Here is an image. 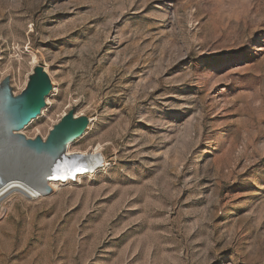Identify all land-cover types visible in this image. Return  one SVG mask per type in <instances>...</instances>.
<instances>
[{"label": "rangeland", "instance_id": "374dc122", "mask_svg": "<svg viewBox=\"0 0 264 264\" xmlns=\"http://www.w3.org/2000/svg\"><path fill=\"white\" fill-rule=\"evenodd\" d=\"M38 64L54 90L22 134L74 109L67 156L106 165L50 158L4 198L0 264H264V0H0V87Z\"/></svg>", "mask_w": 264, "mask_h": 264}, {"label": "water", "instance_id": "95a60500", "mask_svg": "<svg viewBox=\"0 0 264 264\" xmlns=\"http://www.w3.org/2000/svg\"><path fill=\"white\" fill-rule=\"evenodd\" d=\"M9 82V78L2 81L11 91ZM53 90L47 71L38 64L28 74L26 84L17 96L0 98V165L14 159L21 165L46 168L52 158L57 160L55 163L68 160L69 165L73 164L77 173L82 175L104 169L106 163L101 152L65 155L68 144L81 138L91 124L88 116L76 115L74 109L53 125L45 140L39 136L27 138L22 134L30 122L41 115Z\"/></svg>", "mask_w": 264, "mask_h": 264}, {"label": "bare ground", "instance_id": "6f19581e", "mask_svg": "<svg viewBox=\"0 0 264 264\" xmlns=\"http://www.w3.org/2000/svg\"><path fill=\"white\" fill-rule=\"evenodd\" d=\"M10 93H11V91L5 85H3V83H2V86L0 87V96H1L0 98L3 99L4 97H7V99H9V98L14 97ZM65 155L67 156V154H65ZM10 169H12V170H20L21 171V170H23V166L19 162H15L14 159H12V161L9 160L7 162H3L0 165V172L5 171V170L8 171ZM31 169H33L32 173L35 174V176H36V177L35 176L31 177L33 179V182H31V183H28V181L26 179H22V178H20V179H11V178H5L4 175L0 177V202H2V200L4 198H6L7 196L11 195L12 193L13 194H19V195L22 194V195H26L28 197L29 196L30 197H35L36 195L40 194L42 186H40L39 184L37 185V177L40 178V181H41V178H44L45 175L47 173H50V172L45 170V167H41L40 168L37 165L36 166L35 165H33V166L31 165ZM29 172H31V171H29ZM73 172H74V175H75V173H77L78 170L76 168H74V171H72V173ZM61 174L65 176V179H68L69 178L68 176L70 175V174H68L67 171L64 172V170L61 171ZM28 175L31 176L29 173H28ZM61 180H64V179H60L58 177H52L50 182H57V181H61ZM46 189H48V188H46ZM6 201H7V199H6Z\"/></svg>", "mask_w": 264, "mask_h": 264}]
</instances>
